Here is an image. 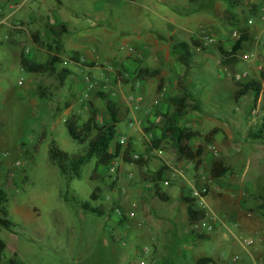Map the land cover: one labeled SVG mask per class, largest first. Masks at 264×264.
I'll list each match as a JSON object with an SVG mask.
<instances>
[{
  "label": "rangeland",
  "instance_id": "obj_1",
  "mask_svg": "<svg viewBox=\"0 0 264 264\" xmlns=\"http://www.w3.org/2000/svg\"><path fill=\"white\" fill-rule=\"evenodd\" d=\"M229 1H233L235 5H245L247 11L238 12L236 8L230 9ZM60 2L16 0V4L9 5L0 0V7L10 24L22 20L29 29H40L39 24L32 21L33 17L40 16L44 21H54L56 18L64 21L71 29L69 34L72 37L63 42V56L67 57L72 52L73 45L80 46L85 42L95 51L97 62L102 65V69L111 68L109 66L111 61L100 56L104 51L124 57L133 48L123 41L126 36L135 35L138 31L154 35L158 31L169 33L171 26H168V23L171 18L175 20V23L171 22L172 25L184 24L192 31L178 30L180 39L190 44L195 39L196 44L199 43L201 25L210 29L216 36L217 42L211 49L196 52L194 47H191L189 55H185L194 65L190 68L188 63H185L186 68H190L188 79L197 96L188 87L186 74H182L178 69L180 67L183 70L184 64L178 56L179 50L174 47V60L170 65L177 68H173L174 72L170 73L174 86L171 83L168 85L169 97L162 99L166 111H153L160 103L157 92L161 86L157 85L153 88V93H150L151 99L146 105L145 112L163 117L162 128L167 137L173 132L165 129L166 124L176 113L177 106H181L179 108L182 111L184 107L186 111L196 108L195 100L192 99L195 96L203 113L200 115L214 116L211 120L204 117L205 123L202 122L204 124L199 131L204 132L205 128L220 123L221 119L230 123L239 118L243 120L246 113L236 106L234 88L225 83L228 79L222 77V74L230 78L237 90L252 79L259 82L261 86L259 93L247 90L245 95L253 101L254 107L259 104L260 110L264 112V68L256 70L259 64H263L264 67V23L258 20L259 13L264 8V0H170L168 3L159 0H60ZM132 2L142 4L141 17L136 18L132 14L129 8ZM164 14L167 18L163 16ZM10 24L0 23V188L7 194V218L12 223L10 229L0 225V237L8 243L7 249L3 252L4 259L11 257L15 251L23 264H196L197 257L201 255H210L215 260H230L235 253L247 246L245 240L250 238L244 236L237 238L233 235L234 225L231 222L227 223L228 227L219 225L214 231V237L192 241L184 216L169 214L160 222L155 218H149L136 205L135 189L140 185L128 187L122 182L115 191L110 190L114 184L108 177L107 165H96V158H91L82 165L79 177L66 179L50 160V148L56 145L71 155L83 154L89 137L84 143L76 142L71 138L65 121L71 118L81 126L92 114L98 123H102L103 121L96 116L99 111L104 110L106 100L111 99V96L115 95L119 99L121 90L118 88L119 85H116L118 81L114 82V87L107 88L106 84L109 81L100 82L108 78L103 70L91 75L87 69L77 77H72L73 79L67 83L59 79L57 71L45 73L34 79L38 74L22 68L17 52L42 62L49 61L54 55L60 61L64 58L60 56L53 41L42 39L41 36L39 42H35L38 46H35L32 40L36 30H29V38L24 28L11 29ZM57 26L55 25L56 29L59 28ZM125 28L130 31L125 32ZM240 28L245 29L249 38L246 44L241 46V52L238 51L237 60L231 62L228 58L233 54L229 55V51L235 39L230 33L234 29L239 32ZM16 30H20L21 33L15 32ZM85 39L87 40L84 41ZM32 45L37 49L34 53ZM250 52L255 54V58L245 57ZM123 63L130 69L136 66L127 59ZM57 66L59 65H56V70ZM150 69L153 70L152 67ZM245 70L249 72V78L244 80L234 78L236 72ZM116 76L119 80L127 78L122 71H118ZM82 79L88 83L85 84ZM71 85L73 87H70ZM181 98L184 100L181 101ZM155 100L158 101L157 104L154 103ZM187 100L192 103H186ZM64 102L75 104L77 110L71 113L64 106ZM88 104H91L92 109ZM117 104L121 103L118 101ZM130 118L134 119L132 115L122 116L117 123V132L123 134L124 138L123 142H120L121 157L127 142L129 144L131 142L127 140V135L132 132V128L128 126ZM262 122L260 121L259 125ZM146 126V129L152 131L159 125L149 121ZM251 126L250 128H253ZM231 128L236 134L235 128ZM212 130L206 135L209 141ZM151 131L148 146H160V138L152 135ZM237 132L239 133L238 130ZM94 133L95 131H92L91 135ZM217 135L219 137L222 133L219 132ZM262 135L264 136L263 132ZM260 139L264 141V137ZM251 144L248 143L243 148V157L252 155L254 146ZM241 161L232 164L235 171L240 169ZM200 173V176L205 175L203 172ZM121 187L124 188L125 197L118 204L114 202L113 197L114 192ZM207 198L208 201L211 200L210 197ZM85 203L103 213L84 209ZM258 203L264 205V201L262 204L260 201ZM146 205L153 206L155 211L161 210V213L171 212L167 203L159 200L155 204ZM204 207L212 216L211 209L207 208L208 206ZM255 207L252 206L253 209ZM258 208L259 205L255 210L259 211ZM117 210L120 211V215L116 214ZM261 212H264V208ZM113 215L125 217V222L112 226L108 218ZM142 228L153 230H150L152 231L150 235L144 236L141 234ZM157 245L158 252L155 249Z\"/></svg>",
  "mask_w": 264,
  "mask_h": 264
},
{
  "label": "crops",
  "instance_id": "obj_2",
  "mask_svg": "<svg viewBox=\"0 0 264 264\" xmlns=\"http://www.w3.org/2000/svg\"><path fill=\"white\" fill-rule=\"evenodd\" d=\"M1 1L9 5L13 3L16 4V0ZM58 1L60 2V0ZM159 1L168 3L170 0ZM141 7L142 4L139 2H132V4L129 5L132 14H134L136 18L141 17ZM2 11L3 9L0 7V23L10 24ZM163 16L167 18L166 14ZM171 20L168 23V26H171L169 33H162L158 31L154 35L153 33L142 34L138 31L135 35L126 36L123 41L125 43H129L133 48L128 51L124 57H118L115 53L104 51L100 56L101 58H106L111 61L109 65L111 68L106 67L102 69V65L97 62L98 57L95 56V51L88 47L85 42L80 46L73 45L72 52L67 57H64L62 54L63 42L64 40L72 37V35L70 36L69 34L71 29L68 28L64 21L59 18H56L54 21H44L40 16L33 17L32 21L39 24L40 29L33 28L36 32H34L33 35L35 41H32L35 46H38L36 43L39 42L40 36L42 39L50 41H54L55 38L58 39V42L56 43L58 48L57 50H59L60 56H62L64 60L60 61L58 58V61L54 64V66L55 71H57L58 74L63 69L69 70L66 78L62 81L64 83L72 80V77L74 76L77 77V75H79L84 69H87L91 75L97 74L103 70L102 72H104V75H108V78H104V80L102 79L100 82L104 83L106 80L109 81L106 84L107 88L114 87V82L118 81V84L116 85H119L118 88L121 90V94L119 99H117L115 95L111 96V100L115 105L118 101L121 103L120 105L117 104L115 106L118 122L121 120L122 116L131 117L132 115L134 118H130L128 120V126L132 128V132L127 135V140L129 139L131 141L130 144L127 142V146L129 145L130 147L129 156L131 161L125 160L123 155L121 157L119 152L118 155H116V157H114L107 165V169L109 171L108 177L112 180L111 183L114 184V187L110 190L115 191L118 184L122 182H124L125 185H128V187H136L137 184L140 185V187L135 189V194L137 195L135 199L137 203H135L137 208L140 209L143 214H147L149 218H155L159 222L169 216V214L184 216L186 222L188 223V231L191 235L192 241H199L201 239L214 237V231L217 227L219 225L221 227H228V222H231L234 225V232L232 231L233 235L237 238L238 236H244L252 240V244L247 246L245 245V247L235 253L230 260H215L210 255H201L197 257L196 264H248L251 261L257 264H264V212H261L264 205H260L258 203L260 201L262 204L264 201V141L255 136L261 125H259L260 121H264L262 120L264 112L260 110L258 106L259 104L254 107L253 101L246 97V93L242 94L244 96L241 94L238 96V90L234 83L230 80V78L222 74V77L228 79L225 83L232 85L234 88L233 95L237 103L236 106H239L240 110L244 111L246 115L243 116V120L242 118H239V120L236 119L231 123L225 119H221L220 123L207 128L208 130L205 128L204 132L199 131L201 125L205 123L204 117L211 120L214 116L205 115L202 117L200 115L202 113L200 109V102L199 100L197 101V93L193 90V88H191L192 86L188 79L190 68L194 65L185 56V51L181 48H177L179 50L178 56L182 59L180 61L184 64L183 70H181L180 67H178V69L182 74H186L188 87L196 94V96L192 99L195 100L194 103L197 106L194 109H188L189 111H186L184 107L182 116H180L177 120L181 128H187L194 132L191 138L182 139L183 143L187 144L192 150L201 148V154L195 158H188L180 155L176 145L177 142L175 141L173 135L167 137L166 133H164L165 130L162 128L163 117L152 112H145L146 105L151 99L150 95L153 93L152 90L157 85L161 86L160 88L158 87L159 93L157 92V95H159L157 98H159L160 103L159 106L155 108L156 110L153 111H166L165 102H163L162 99L163 97H169V94H167L169 92L167 91L169 90L168 85L171 83L174 86L170 73L174 72L173 68H177V66L170 65L171 61L174 60L173 45L178 44L179 42H184L189 47L190 52L191 47H194L196 42L195 39V41L190 44L187 41L180 39L178 30H182L184 32L192 31H189L188 27L184 26V24L182 25L177 23L172 25L171 22L175 23V20L172 18ZM10 25L11 29L12 27L16 29L24 28L30 38V31L33 29H29V27L25 25L24 21L20 20V22L16 24L12 22ZM55 25H58L59 28L56 29ZM199 28L201 33V26ZM52 29L56 31L55 36L57 37H54ZM126 31L130 30L125 28V32ZM15 32L21 33L20 30H16ZM35 36L38 37L37 40L35 39ZM86 40L87 39L84 41ZM244 44H246V41L242 43V47ZM32 47L33 53L36 52L37 49H34L33 45ZM211 48L212 47L209 49ZM238 51L240 53L241 48L237 50L235 56H239ZM21 54L23 53L17 52L19 63ZM54 56H52V58ZM207 56L208 53L205 54V57ZM77 58H80L82 61H79ZM125 59H127L129 63L132 62L135 64V68L130 69L129 66H125L123 63ZM31 60L45 63L36 59ZM185 63H188L187 65L190 68H186L187 65ZM57 64L59 66H57L58 69L56 70ZM151 67L153 70L150 69ZM118 71H122L123 74H126L127 78H123L122 80L116 79ZM45 73L50 72L34 73L38 74L34 79L39 76H43ZM148 75L150 77H148ZM82 81L85 84L88 83L84 79H82ZM67 85H69V83ZM70 87H73V85ZM68 89L69 88H67V90ZM70 92H72V88H70ZM258 101H261V97L258 98ZM186 103L189 104L192 102L187 100ZM64 106L70 110L71 113L77 110L75 104H68L64 102ZM88 107L92 109L91 104H88ZM96 117L103 122L108 120L106 105L104 106V110L99 111V114ZM157 119H159V122L156 121ZM149 121L153 122L155 125H159L152 131L150 130L152 135L160 138V146L158 147H149L147 144V141L149 140L148 137H150V131L149 129H146V125L149 124ZM251 124L253 126H251ZM250 126L253 128H250ZM231 127L235 128L236 134L233 133ZM211 130L212 132L209 135V138L211 139L209 141L206 138V135ZM219 132H221L222 135L218 137L217 134ZM122 135L123 134L118 133L116 129L115 137L110 143V150L112 152L115 151L118 140L119 143L121 142L123 137ZM248 143H252L254 146L252 147V155L250 154L248 157L245 155L243 157V148H245ZM156 150H160L161 153L158 154ZM136 154L139 155V158H135ZM239 160H242L240 163L241 166L239 167L240 169L235 171L232 164ZM215 162L219 164V168L221 170L223 169V172L218 175L214 174L212 171ZM158 172L159 177L157 178ZM200 172H203L205 175L200 176ZM203 177H206V180L210 181H204L202 179ZM204 184L207 186L208 190L201 198H198L195 196V193ZM155 186H157L159 191L163 193V197H159L155 193ZM118 189L119 190L114 192L115 195L113 200L119 204L124 200L125 195L123 194V187ZM207 197H210L211 200L208 201ZM157 200L167 203L171 212L168 214L161 213V210L155 211L153 206L149 207V205H146L147 203L155 204ZM190 202L193 204L194 209L203 210L205 212L204 218L209 220V222L213 225L212 229L202 231L193 228V221L190 219L188 214ZM201 204L208 206L207 208L211 209V212H213L212 216L208 214L206 211L207 209H204ZM257 205H259V211L255 210ZM252 206L256 207L253 209ZM152 208L154 210L153 212ZM102 213L103 211L101 214ZM108 219L112 226H117L122 224L126 218H119L113 215ZM140 230L142 235L148 236L150 235V232H152L150 230L153 229L146 230L142 228ZM2 240L5 243V251L8 247V243L4 239ZM155 249L158 252V245ZM237 254L240 256L239 260L234 259V256ZM3 257L4 255L2 254L0 264H10L9 260L11 258L15 259L16 264H23L22 260L17 258L15 251H13L11 257L6 259ZM203 258L208 259L209 261H200Z\"/></svg>",
  "mask_w": 264,
  "mask_h": 264
},
{
  "label": "trees",
  "instance_id": "obj_3",
  "mask_svg": "<svg viewBox=\"0 0 264 264\" xmlns=\"http://www.w3.org/2000/svg\"><path fill=\"white\" fill-rule=\"evenodd\" d=\"M233 1H229V8L233 9L236 7V5ZM54 33V37L56 31L52 29ZM240 36L237 40H235L231 46V49L229 51L230 55L228 60L231 62H234L237 60V56H235V53L238 49L241 48L242 43L244 41H247L249 36L246 33L244 28H240ZM57 35V34H56ZM35 39L37 40L38 37L35 36ZM55 44L58 42V39L55 38L53 41ZM196 44V42H195ZM174 48H181L185 51V54H189V47L184 42H179L178 44L173 45ZM58 61L57 57H53L50 61L41 63L31 60L30 58L24 56V54H21L20 57V63L22 67L33 73H44V72H54L55 66L54 64ZM69 73V70L63 69L59 72L58 77L61 81H63L66 78V75ZM41 88V86H39ZM247 90H251L254 93H259L261 90L260 83L255 80H250L249 82L245 83L241 88L238 90V94H245ZM181 101L184 99L181 98ZM178 101V100H176ZM178 105L179 102H176ZM106 112L108 115V120L98 123L94 117V115L91 114V116L81 125L78 126L71 118L67 119L66 127L68 129V132L73 140H75L78 143H84L88 137V145L83 154L79 155H71L68 152L58 148L56 145H52L49 151V158L60 170V172L66 177V179L71 180L73 178L79 177L81 173V167L84 163L89 161L91 158H96V165H108L111 160H113L116 155L120 152L121 144L117 142L115 151L112 152L110 150V143L115 137L116 133V124L118 122V117L115 109V104L111 99L106 100ZM177 106L176 113L169 118L170 121L167 122L166 128L167 130H170L173 132V137L175 141L177 142V148L180 153V155L188 157V158H195L201 154V148H197L196 150H192L187 144L183 143L182 139L191 138L193 136L194 132L187 129V128H181L179 125H177L178 118L182 116L183 112L182 109H180ZM184 110V109H183ZM173 123V124H172ZM172 124V125H171ZM264 129V121L262 122L260 128L258 129L255 136L257 138H263L262 135ZM92 131H95L93 135H91ZM123 158L127 161H131V158L129 156V147L127 146L125 148ZM137 161V160H136ZM212 171L214 174H219L223 172V169L221 170L219 168V164L216 162L213 165ZM159 172L157 173V178L159 177ZM156 178V179H157ZM155 193L159 197H163V193L159 191V188L155 186ZM7 194L6 192L0 188V225L4 228L10 229L12 226L11 221L7 218V210H6V204H7ZM83 208L89 211H96L101 213V211L96 208L89 206L87 203L83 204ZM188 214L192 221L197 220L199 218L205 217V212L203 210H196L193 208V204L190 202L188 207ZM5 248L4 241L0 238V260L3 254ZM209 261L208 259H201L200 261ZM10 264H16V261L14 258H11Z\"/></svg>",
  "mask_w": 264,
  "mask_h": 264
},
{
  "label": "built area",
  "instance_id": "obj_4",
  "mask_svg": "<svg viewBox=\"0 0 264 264\" xmlns=\"http://www.w3.org/2000/svg\"><path fill=\"white\" fill-rule=\"evenodd\" d=\"M235 8H236V11H238V12L247 11L246 6L243 4H238V5H236ZM258 20H261L264 23V8L261 9V12L259 13V16H258ZM230 35L233 39L237 40L240 36V32H238V30L234 29L231 31ZM216 42H217L216 36L213 33H211L210 29H207L205 26L201 25V35L199 36V43L194 45V50L196 52H202L206 49H209L213 45H215ZM245 57L255 58V54L250 52ZM263 68H264L263 64H259L256 66V70H258V71L263 69ZM249 75H250L249 72L246 70L245 71H238L234 74V78L236 80H243V79L249 78ZM154 103L157 104L158 101L155 100ZM156 121L159 122V119H157ZM123 140H124V138L122 137L121 142H123ZM156 151L158 154L161 153L160 150H156ZM135 158H139V155L136 154ZM202 179L206 182L210 181V180H206V177H203ZM207 190H208V188L204 184V185H202V187L199 190H197V192L195 193V196H197L198 198H201L202 195H204L207 192ZM202 207L205 209L204 205H202ZM116 214L120 215V211L117 210ZM192 226L194 229L202 230V231H207V230H210L213 228V225L206 218H200V219L194 220L192 222ZM245 243L247 245H250V244H252V240H250V239L245 240ZM234 259L239 260L240 256L237 254L234 256ZM248 264H257V263L251 261Z\"/></svg>",
  "mask_w": 264,
  "mask_h": 264
}]
</instances>
